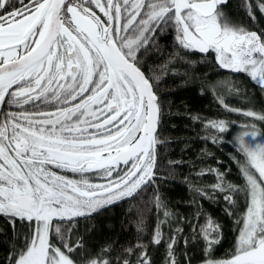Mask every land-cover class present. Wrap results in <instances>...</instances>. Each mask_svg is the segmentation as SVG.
I'll list each match as a JSON object with an SVG mask.
<instances>
[{
	"label": "snow or ice",
	"instance_id": "snow-or-ice-1",
	"mask_svg": "<svg viewBox=\"0 0 264 264\" xmlns=\"http://www.w3.org/2000/svg\"><path fill=\"white\" fill-rule=\"evenodd\" d=\"M226 2L0 0V216L12 223L14 240L22 238L13 243L9 264H133L137 249L135 264H150L139 237L151 209H137V242L114 260L108 246L85 259L82 237L73 240V233L81 220L108 206L144 203L143 194L161 178L163 104L156 89L175 57L214 54L220 69L243 73L264 91V34L233 22L221 7ZM243 6L255 19L250 0ZM256 6L264 13V0ZM167 32L175 51L146 74L143 53L158 48V36ZM220 83L229 93L239 91L231 79ZM216 99L224 103L223 95ZM225 107L264 122V113ZM204 127L206 134L224 132L227 122L209 120ZM235 143L245 156L244 184L227 181L216 170V183L189 185L193 204L216 192L231 207L237 206L235 197L245 200L242 213H228L235 215L237 235L224 258L212 253L220 239L218 222L206 216L200 224L198 209L193 238L198 234L206 241L203 264H264V146L253 149L240 137ZM177 163L168 162L170 168ZM147 204L156 211L152 243L166 244L165 264H178L174 246L183 229L164 232L165 225L172 228L175 213L158 189ZM17 221L27 231L18 233Z\"/></svg>",
	"mask_w": 264,
	"mask_h": 264
},
{
	"label": "trees",
	"instance_id": "trees-1",
	"mask_svg": "<svg viewBox=\"0 0 264 264\" xmlns=\"http://www.w3.org/2000/svg\"><path fill=\"white\" fill-rule=\"evenodd\" d=\"M255 19L248 16L243 0H227L223 11L235 23L243 24L251 31L264 34V13L256 6V0H250ZM158 48H152L145 54V68L149 71L168 62L174 53V41L171 32L161 35ZM158 84L157 91L163 104L161 126L158 129L161 139L165 142L159 147L160 179L154 187H149L143 194L142 200L135 199L130 204L122 201L108 206L99 214L85 222L80 221L73 233V240L82 237L86 248L85 259L95 256L102 248H111L110 257L123 255L125 248L137 242L135 222L137 209H151L145 211L147 229L139 237L147 246L150 264H165L166 244L152 243L153 228L156 223V211L147 201L154 190L158 189L160 197L166 203L168 210L175 213L177 219L172 228L164 226V232L171 235L172 230L179 226L183 232L179 234L174 246L178 264H199L204 260L206 241L200 235L193 238L194 219L198 209L199 223L203 224L205 217L210 216L220 226L219 242L212 246L215 258H224L232 250L237 232L234 223L235 215L245 210L243 196H237V206L231 207L224 200L223 195L215 193V198L196 197L193 204V193L190 184L209 186L216 183L215 171L225 175L227 181L236 185L244 184L240 165L245 164V156L236 152L235 137L240 131V125L261 132L264 137V122L253 120L242 114V111H229L225 104L235 110H252L264 113V91L256 86L245 74H229L220 69L215 62L214 54L198 52H182L175 57L166 69ZM231 79L238 93H229L220 81ZM215 93V95H214ZM223 95L224 103L216 99ZM209 120H224L227 127L224 132L208 130L205 124ZM254 125V126H252ZM243 128V129H244ZM207 135V138H205ZM215 137V143L210 142ZM179 161L174 167H169V161ZM213 169L212 173L198 176L202 169ZM187 178V179H186ZM209 192L211 189L209 188ZM131 209V210H130ZM18 233L27 231L19 221L15 225ZM197 229V233H198ZM22 238H13V225L9 219L0 216V264H9V255L13 243L19 245ZM187 240V244H185ZM139 249L130 259L135 264ZM79 260V250L74 257Z\"/></svg>",
	"mask_w": 264,
	"mask_h": 264
},
{
	"label": "rangeland",
	"instance_id": "rangeland-1",
	"mask_svg": "<svg viewBox=\"0 0 264 264\" xmlns=\"http://www.w3.org/2000/svg\"><path fill=\"white\" fill-rule=\"evenodd\" d=\"M223 86V85H221ZM243 131H256V130H251L250 128H244L242 129ZM240 132V131H239ZM245 142L252 147L253 149L256 147L257 144H260L262 146H264V137L262 136V134H260L259 136L253 138L252 136H248L245 138ZM254 171V170H253ZM258 175V174H257ZM199 264H203V262L199 263Z\"/></svg>",
	"mask_w": 264,
	"mask_h": 264
},
{
	"label": "clouds",
	"instance_id": "clouds-1",
	"mask_svg": "<svg viewBox=\"0 0 264 264\" xmlns=\"http://www.w3.org/2000/svg\"><path fill=\"white\" fill-rule=\"evenodd\" d=\"M261 134V132H257V131H240L237 133L235 139H237V137L240 138H246L248 136H252L253 138L259 136ZM240 141H238L239 143Z\"/></svg>",
	"mask_w": 264,
	"mask_h": 264
},
{
	"label": "flooded vegetation",
	"instance_id": "flooded-vegetation-1",
	"mask_svg": "<svg viewBox=\"0 0 264 264\" xmlns=\"http://www.w3.org/2000/svg\"><path fill=\"white\" fill-rule=\"evenodd\" d=\"M226 3H227V2H226ZM226 3L223 4V5H221L222 9H223V7H225ZM160 38H161V35L158 36V38H157L158 41L160 40ZM151 49H152V48H151ZM151 49H150V50H151ZM150 50H149L148 52H150ZM148 52H146V53H148ZM146 53H143V59H144ZM144 65H145V62L143 63L142 70L147 74L149 71L145 68Z\"/></svg>",
	"mask_w": 264,
	"mask_h": 264
}]
</instances>
